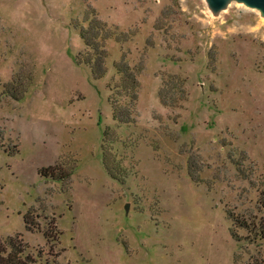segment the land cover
Returning a JSON list of instances; mask_svg holds the SVG:
<instances>
[{"label":"rangeland","instance_id":"374dc122","mask_svg":"<svg viewBox=\"0 0 264 264\" xmlns=\"http://www.w3.org/2000/svg\"><path fill=\"white\" fill-rule=\"evenodd\" d=\"M88 11L127 39L100 80L77 64ZM0 129V237L36 264H264V1L0 0ZM56 166L71 177L41 175Z\"/></svg>","mask_w":264,"mask_h":264},{"label":"trees","instance_id":"16d2710c","mask_svg":"<svg viewBox=\"0 0 264 264\" xmlns=\"http://www.w3.org/2000/svg\"><path fill=\"white\" fill-rule=\"evenodd\" d=\"M86 21L88 22L87 28H81L80 38L85 43V45L90 49L91 53L86 54L85 57H79L77 59V64L88 65L93 73L96 80H100L105 77L106 71V60L108 58L104 44L106 41L115 38L118 43L126 41V35L124 33H116L108 26L100 21L94 11H88L86 13ZM117 73L121 76V81L116 87L118 90V95H124L130 101V105H134L138 101L140 83L138 80L139 72L132 70L128 64L124 61L115 65ZM12 82L6 87L5 94L10 96L14 101L20 102L25 98L27 93V88H24L19 94V87H23L21 84H15ZM120 90V91H119ZM162 102L166 106H171L169 104L168 98L162 93ZM114 106V120L121 124H131L134 122L132 119L133 113L131 111H124L117 101L113 102ZM105 135V134H104ZM3 138V132L0 129V139ZM103 164L109 174L117 180H121V174L119 170L110 166L105 153L103 156ZM123 170V169H122ZM41 175L49 180H54L58 182H63L69 179L72 173L61 172L59 167H49L47 169L41 170ZM262 205L264 207V193L261 199ZM230 216V215H229ZM230 218L233 220L235 226L239 229L251 231L250 225L246 223H240L238 220H234L232 216ZM25 228L28 232H31L34 227L32 219L29 214L24 216ZM39 230V229H37ZM52 234H56V229L53 224L48 225V230L43 233V236L47 242H50L54 237ZM256 234L258 239L264 240V227H260ZM36 259L30 252L29 246L25 243L22 235H17L14 237H8L3 239L0 237V264H36Z\"/></svg>","mask_w":264,"mask_h":264},{"label":"water","instance_id":"95a60500","mask_svg":"<svg viewBox=\"0 0 264 264\" xmlns=\"http://www.w3.org/2000/svg\"><path fill=\"white\" fill-rule=\"evenodd\" d=\"M261 1H264V0H261ZM128 210H129V207L127 206V207H126V211L128 212Z\"/></svg>","mask_w":264,"mask_h":264}]
</instances>
